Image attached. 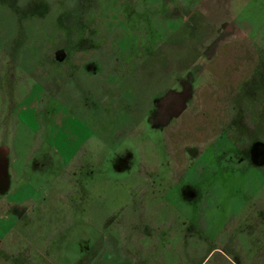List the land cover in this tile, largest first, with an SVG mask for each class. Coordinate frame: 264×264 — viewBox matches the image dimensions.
Instances as JSON below:
<instances>
[{
  "label": "rangeland",
  "instance_id": "374dc122",
  "mask_svg": "<svg viewBox=\"0 0 264 264\" xmlns=\"http://www.w3.org/2000/svg\"><path fill=\"white\" fill-rule=\"evenodd\" d=\"M218 47L226 74H245L241 50L254 73L226 131L205 115L202 136L152 131L155 98L211 80ZM255 141L264 0H0V264H264Z\"/></svg>",
  "mask_w": 264,
  "mask_h": 264
},
{
  "label": "crops",
  "instance_id": "0c3cea01",
  "mask_svg": "<svg viewBox=\"0 0 264 264\" xmlns=\"http://www.w3.org/2000/svg\"><path fill=\"white\" fill-rule=\"evenodd\" d=\"M224 41L220 43L222 44ZM244 52V50H241L239 58H241L242 61H245V65L248 67V64H251L252 58L250 54L246 53L248 56L246 61L243 57ZM212 55L214 63H209L207 67V73L211 75V77L209 76L211 80H206L205 84L201 85L197 90H195L196 94L194 93L192 98L185 105L186 108L183 110L184 113L182 112L183 114L181 117L179 116L174 118V120L171 121L169 125L175 120L179 119L181 120L180 126H185V128L182 127L184 128L185 134L189 135V133L186 131L188 130L189 132H194V134L202 136L205 135V132L208 133L207 126H200L203 124V122L197 124L194 122L195 125H193L192 120L205 115L210 120V126L212 128L218 124V121H223V124H225L222 127L223 130L215 134L213 139H216L221 132L226 131V109H228L226 105H228L232 99L233 92L238 87L240 88L244 82H246L245 80L248 78V76H250V71L246 69V67L243 77L240 75L235 76V74L228 75L226 74V70L228 72V69L236 67L232 65V59H234L233 52H230V50L226 48L220 49L218 47L215 49V52H213ZM204 93L205 95H203ZM172 125L170 126L172 127ZM203 125L206 124L204 123Z\"/></svg>",
  "mask_w": 264,
  "mask_h": 264
},
{
  "label": "flooded vegetation",
  "instance_id": "af4514ba",
  "mask_svg": "<svg viewBox=\"0 0 264 264\" xmlns=\"http://www.w3.org/2000/svg\"><path fill=\"white\" fill-rule=\"evenodd\" d=\"M249 76V79L253 76ZM173 84L168 86L164 91L160 93L157 98H155L154 106L152 110H150L149 114L146 116V119L148 120V123L150 125V129L152 131H158L160 134L163 132L165 133L172 125L169 123L174 120V114L178 111V109L184 107L188 101L192 98V96L195 93V90L197 88H191V84H187L186 81H179L177 77L173 79ZM205 84V82L203 83ZM202 84V85H203ZM196 94V93H195ZM184 113V112H183ZM181 113V115L183 114ZM180 115V117H181ZM256 146V154L254 153V161L256 166H259V164H263L264 161L260 160L258 158L259 155L264 156V144L260 142H254L251 147ZM230 150V149H229ZM228 150V151H229ZM234 150V149H233ZM226 151V153L228 152ZM235 151V150H234ZM128 152V150H126ZM230 158V157H228ZM245 160L248 161V159H242L238 158L235 162L232 164H229V160L226 161V168L227 166H233V165H238L241 162H244ZM34 163V170L35 172H39L41 169L44 172L48 171V169L55 167L54 165L56 164L55 159L53 154L47 149L44 150V153L41 155L40 152L37 154V157H34L32 159ZM188 195H192L190 192ZM92 249V250H91ZM88 249L86 252L85 256L82 257V259L89 258L90 254L94 248Z\"/></svg>",
  "mask_w": 264,
  "mask_h": 264
},
{
  "label": "water",
  "instance_id": "95a60500",
  "mask_svg": "<svg viewBox=\"0 0 264 264\" xmlns=\"http://www.w3.org/2000/svg\"><path fill=\"white\" fill-rule=\"evenodd\" d=\"M186 107H182L180 109H178V111L174 114V117H179L181 115V113L183 112V110L185 109ZM97 255L94 257V260L96 259Z\"/></svg>",
  "mask_w": 264,
  "mask_h": 264
}]
</instances>
